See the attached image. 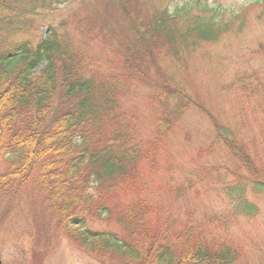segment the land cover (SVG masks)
<instances>
[{"label": "trees", "instance_id": "trees-1", "mask_svg": "<svg viewBox=\"0 0 264 264\" xmlns=\"http://www.w3.org/2000/svg\"><path fill=\"white\" fill-rule=\"evenodd\" d=\"M52 1L0 0V200L28 187L56 229L102 261L234 262L232 245L208 243L191 225L175 230L170 219L155 225L156 202L144 194L141 168L156 163L153 157L173 123L196 107L169 81L148 78L160 49L175 52L174 17L164 9L145 22L139 11L133 14L128 4L119 3L126 22L121 37L125 39L117 51L120 66L102 70L96 58L52 26L35 42L19 40L35 29L36 17ZM192 22L180 41L195 36L196 42H215L224 29L207 18L195 17ZM83 25L76 21L75 29L84 40L93 30H84ZM140 83L149 84L150 99L160 112L148 141L142 139L136 116L124 107ZM212 123L218 135V124L213 119ZM227 141L234 155L246 158ZM255 186L264 190V183ZM225 190L242 199L241 187ZM182 191L177 187L172 193L178 197ZM252 209L244 201L237 208L249 215ZM101 219L113 222L119 231L84 229L87 221Z\"/></svg>", "mask_w": 264, "mask_h": 264}, {"label": "rangeland", "instance_id": "rangeland-1", "mask_svg": "<svg viewBox=\"0 0 264 264\" xmlns=\"http://www.w3.org/2000/svg\"><path fill=\"white\" fill-rule=\"evenodd\" d=\"M130 1L53 0L36 17L35 29L19 40L35 42L52 26L96 58L102 70H116L126 24L119 3L128 4L133 14L139 11L145 22L164 9L172 15L175 52L160 49L148 78L169 81L209 116L188 108L167 132L153 157L156 163L141 168L145 197L157 205L154 224L170 219L175 230L191 225L208 243L232 245L237 257L230 264H264V190L254 187L264 183V0ZM195 17L224 26L215 42L178 39ZM76 21L93 30L89 38L79 37ZM151 94L149 84L140 83L124 105L136 116L144 141L152 139L160 114ZM226 140L246 158L234 155ZM177 187L182 196L172 193ZM225 187H241L242 199L230 197ZM243 201L253 208L251 215L237 210ZM39 209L28 187L0 200L1 264H120L90 257ZM84 229L119 231L108 219L87 221Z\"/></svg>", "mask_w": 264, "mask_h": 264}, {"label": "water", "instance_id": "water-1", "mask_svg": "<svg viewBox=\"0 0 264 264\" xmlns=\"http://www.w3.org/2000/svg\"><path fill=\"white\" fill-rule=\"evenodd\" d=\"M0 264H1V260H0Z\"/></svg>", "mask_w": 264, "mask_h": 264}]
</instances>
